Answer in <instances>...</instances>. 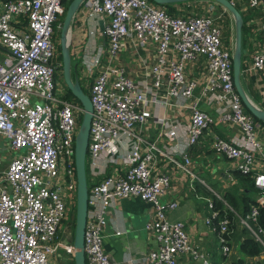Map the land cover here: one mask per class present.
Returning <instances> with one entry per match:
<instances>
[{"label":"built area","instance_id":"obj_1","mask_svg":"<svg viewBox=\"0 0 264 264\" xmlns=\"http://www.w3.org/2000/svg\"><path fill=\"white\" fill-rule=\"evenodd\" d=\"M67 1L0 0V264H53L59 247L72 255L71 242L58 239L57 229L75 200L74 136L82 109L62 92H54L55 69L60 63L56 30ZM212 1H206L203 11L189 14L169 13L150 0L80 3L86 17L101 18L106 37L104 60L96 56L89 68L96 71L87 93L92 111L86 161L95 163L102 155L124 164L121 172L106 174L88 186L82 245L85 264H115L101 245L104 210L117 198L130 195L152 206L144 229L156 244L139 257L141 262L176 264L180 253L201 257L188 239L184 222L167 217L176 200L159 199L169 176L154 168L159 149L141 136L140 126L150 115V107H160L162 118L166 105L176 97L184 98L189 109V144L198 141L213 119L237 126V138L214 134L210 146L235 159L240 172L253 168L261 144L254 119L233 86L230 36L229 41L223 40V25L217 22L221 12L212 14ZM242 1L245 7H260L262 13L259 47L248 53L239 68V73L247 74L264 68V0ZM124 40L143 49L153 45V61L143 78L134 80L122 65L111 63ZM199 58L204 60V69L196 78L189 75L188 65ZM201 97L214 103L215 117L199 106ZM173 132L162 131L167 136ZM188 161L184 156L177 165L191 173ZM252 176L255 185L264 186V173ZM263 199L259 196L238 221L264 252V225L257 219ZM216 215L212 210L205 220ZM216 223L221 249L227 251L230 219L224 214ZM201 261L209 264L204 258Z\"/></svg>","mask_w":264,"mask_h":264},{"label":"crops","instance_id":"obj_2","mask_svg":"<svg viewBox=\"0 0 264 264\" xmlns=\"http://www.w3.org/2000/svg\"><path fill=\"white\" fill-rule=\"evenodd\" d=\"M206 1L182 0L170 3L174 10L172 13L189 14L203 11ZM151 2L165 8L163 4ZM203 4L205 5L203 6ZM244 4L243 1L238 4L240 6L239 10H248L246 14L242 12L243 22L246 27L244 36L247 43L257 48L261 40L259 22L262 18V13L260 7L249 8L245 7ZM197 6H200L199 11L190 10V7ZM257 8L259 9L258 12L256 11ZM216 9L219 10L220 8L216 7ZM182 11L185 13H182ZM257 13L260 17L258 22ZM100 23L101 18L92 19L86 17V13L80 4L74 12L70 23V29L73 30L71 37L73 35L76 50L82 52L81 61L84 66L89 65V68L92 66L93 59L96 56H98V60L101 61L102 58L104 60L106 37L99 27ZM251 34L255 35V37ZM65 35L67 36L68 46L70 40L68 38L70 35L69 30L66 31ZM244 48L246 51L244 56L241 54L240 66L242 61L249 56L247 47L244 46ZM153 54L154 48L151 43L143 49L141 47H132L128 41L124 40L111 63L122 65L131 78L138 80L143 78L147 66L153 61ZM75 66L73 64L72 73L77 76L78 82L79 77L85 76L86 73H92L87 82L86 79L84 80L88 90L96 69L91 72L87 70L88 68L78 71ZM188 67L189 75L199 78L204 69L203 58H199L195 63L189 64ZM239 79L248 98L263 108L264 90L262 92L261 89L264 87V68L247 74L239 73ZM259 87L260 94L257 92ZM198 88L199 86L194 88L195 93ZM82 90L84 91V89ZM173 102V104L166 105V112L162 118H160V107L157 105L150 107V115L140 128L141 136L146 141L153 142L156 148L159 149L155 152L154 168L165 172L169 176V185L159 196L162 201L176 200V206L167 212V217L184 222L190 243L196 246L201 254V257L193 258L190 253H180L177 256L176 264H202V258L209 264H231L232 262L234 264H243L244 262L264 264V252L260 245V250L256 254H248L240 249V242L248 236L246 228L238 221L239 216L242 214L240 210L232 208L222 198L225 192H229L239 200V195L246 186L238 174H235L238 170L236 161L223 153H216L210 146L212 135L218 134L226 138H237L236 136L240 135L238 134L239 128L232 124L223 123L221 120L213 119L203 130L198 141L189 144L186 139V125L189 114V109L185 104L186 101L182 97H176ZM199 106L206 109L214 117L216 116L214 103L208 101L206 97L200 98ZM160 119L168 123L169 126H162ZM260 120L264 121L263 119ZM254 122L255 136L261 144V150L255 153L253 168L249 171L252 178L254 173H264V158L262 157L264 153V123L256 120ZM167 129H172L174 132L167 136L162 133V131ZM184 156L189 159L187 167L191 173L185 171L182 166L177 165L178 162L183 163ZM86 164L88 186L106 174L121 172L124 167L123 162L119 159L108 161L102 155L97 158L95 163L91 164L88 160ZM248 177L251 180V177ZM253 185L254 189L251 192L253 195L251 194V196L256 203L259 196H264V186H257L254 183ZM213 196L221 199L222 203L231 210V215L228 217L231 230L227 235L229 245L227 251L221 249L219 232L217 231L216 220L219 213L211 221L205 220L211 215L212 210L218 211L212 205ZM254 202L249 203L248 209ZM151 214V204L135 195L117 198L105 208V225L103 227L101 245L115 264H146L141 262L139 257L156 244L155 239L150 234H147L144 229V223L150 218ZM114 230H119L120 232L114 233ZM59 252L60 255L57 251L52 263L69 264L67 258L69 256L72 257V255L62 250L64 257L61 250Z\"/></svg>","mask_w":264,"mask_h":264},{"label":"water","instance_id":"obj_3","mask_svg":"<svg viewBox=\"0 0 264 264\" xmlns=\"http://www.w3.org/2000/svg\"><path fill=\"white\" fill-rule=\"evenodd\" d=\"M157 4H163L182 0H151ZM225 7L232 16L234 27V43L231 53L232 81L243 106L256 118L264 120V109L255 104L244 92L239 79L240 68V42L242 18L239 10L229 0H213ZM82 0H68L64 8L59 24L58 45L60 51V68L62 82L71 94L79 101L82 113L74 136V173H75V211L72 235V260L73 264H85L83 255V230L86 214V199L88 185L86 183L85 163L88 127L91 118L92 106L88 94L84 92L78 82L77 76L70 74V55L65 32L70 29L72 16ZM102 29V24H99ZM264 207V199L260 202Z\"/></svg>","mask_w":264,"mask_h":264},{"label":"rangeland","instance_id":"obj_4","mask_svg":"<svg viewBox=\"0 0 264 264\" xmlns=\"http://www.w3.org/2000/svg\"><path fill=\"white\" fill-rule=\"evenodd\" d=\"M241 0L237 1V2H234V4H239ZM200 2H203V1H200ZM213 2V1H212ZM241 3V2H240ZM233 4V5H234ZM202 5V3H201ZM205 4H203L204 6ZM66 6V4H65ZM220 8V10L216 9V7ZM239 6V5H238ZM215 10L212 12V14H217L218 12H221V17L217 20L218 23L222 24L223 25V32H222V38L224 41H226L229 36H230V44H231V48H233V43H234V27H233V19H232V16H231V13L225 8L223 7L222 5H220L219 3H215L213 2V6H212ZM240 7V6H239ZM238 7V8H239ZM190 10L191 11H196V10H200V6H197V7H190ZM239 10V9H238ZM258 8L256 9V11L258 12ZM246 11H248L247 9L246 10H239V12H244V14H246ZM223 12V13H222ZM182 13H185L184 11H182ZM257 16V22L259 21L260 17H259V14L257 13L256 14ZM59 17H61V15H59ZM62 18V17H61ZM61 18H60V21H61ZM245 25V24H244ZM225 26H227L226 30H225ZM59 32V27L57 28L56 30V39H57V42H58V33ZM69 32H70V40L68 42V51L70 52V74L73 75L72 71H73V64L76 65V70H83V68H88L87 70H89V65H83V62L81 61V53L80 51H77L76 50V46L74 44V37L72 35L71 37V34L73 33V30L72 29H69ZM252 36L255 37V35L251 34ZM258 37V36H256ZM258 39V38H256ZM229 41V39H228ZM247 47V50L248 52H250L251 50H253L255 47L250 44V43H247L246 40H245V45ZM245 48H241L240 46V59H241V54L242 56H244V52H245ZM57 53L58 55L60 54V51H59V45H58V48H57ZM60 56V55H59ZM79 58V60H78ZM60 60V59H59ZM55 75V79L56 81L58 82L54 92L56 94H59L60 92H64V82H62V75H61V68H60V64H59V67L56 71V73L54 74ZM92 73H86L85 76H81V78L79 77V82H80V85L82 86V89L84 90H87L86 89V85H85V79H86V82L90 79L89 76H91ZM85 77V78H84ZM259 90H260V87L258 89V93H259ZM262 92L264 90V87L261 89ZM256 92V93H257ZM261 92V94H262ZM260 94V93H259ZM66 99V98H65ZM70 100V99H68ZM82 113V112H81ZM79 120L77 121V127H78V123H79ZM252 191H250L251 193ZM74 211H75V208L73 209V205H70L69 208L67 209V212H66V216L63 218V220L61 221V223L59 224L58 226V229H57V238H61L63 237L66 241V244H70L69 242H71V240L69 239L70 237V233H71V230H72V222H73V214H74ZM61 250V253L63 254L64 252H62V250L64 251L63 247H59V249L57 250L59 255H60V251ZM58 255V256H59ZM63 256L65 257V255L63 254ZM51 256H49L50 258ZM55 259V257H53Z\"/></svg>","mask_w":264,"mask_h":264},{"label":"trees","instance_id":"obj_5","mask_svg":"<svg viewBox=\"0 0 264 264\" xmlns=\"http://www.w3.org/2000/svg\"><path fill=\"white\" fill-rule=\"evenodd\" d=\"M67 3V2H66ZM65 3V4H66ZM163 5L166 8V11L169 13L174 12L173 10V6L170 2L168 3H163ZM234 6L239 9L237 4H234ZM220 10V9H219ZM181 14V13H180ZM241 17H242V23H241V42H240V46L241 48L244 47L245 45V36H244V29L246 28L244 25V17H243V13L240 12ZM61 18V17H60ZM60 58V56L58 55V59ZM241 76V75H240ZM62 81V80H61ZM65 91L62 93L63 97L66 99H70L71 101H74L76 104H79V101L71 94V92L68 89H64ZM85 91V90H84ZM86 93H88V90L85 91ZM253 95V93H252ZM254 96V95H253ZM255 98V97H254ZM262 107L264 108V103H262ZM244 110L248 113H250L245 107ZM250 115L253 117L254 120L259 121L261 123H264V121L257 119L255 116H253L251 113ZM81 117V113L77 114V121L78 119H80ZM85 174H86V183L88 182V174H87V164L85 163ZM235 174H238V176L244 181L245 183V188L243 189V191L240 193L239 195V200L237 198H235V196H233V194L229 193V192H225L222 196V198H224V200H226V202L234 209H238L240 210L241 214H243L249 206V203L254 202L255 200L252 198L251 194L249 191H252L254 189V185H253V178L251 177V173L250 172H246V173H241L239 170H237L235 172ZM251 177V180L249 179V177ZM243 177V178H242ZM88 185V184H87ZM253 185V186H250ZM253 195V194H252ZM255 203V202H254ZM70 205H73V209L75 208V200L74 202H72ZM69 205V206H70ZM212 205L217 208V215L218 217L222 216V215H227V217H229V215H231V210L228 209L221 201V199H218L216 197L213 196L212 199ZM68 206V208H69ZM74 215V214H73ZM258 221L264 225V207L259 206V215H258ZM73 226H74V216H73V222H72V230L70 233V240H72V235H73ZM240 249L243 252H246L248 254H256L258 253V251L260 250V246L259 244L254 241L252 238H250L249 236L245 237L241 242H240ZM68 262L69 264H73V260L72 257L69 256ZM231 264H234V262H232Z\"/></svg>","mask_w":264,"mask_h":264},{"label":"bare ground","instance_id":"obj_6","mask_svg":"<svg viewBox=\"0 0 264 264\" xmlns=\"http://www.w3.org/2000/svg\"><path fill=\"white\" fill-rule=\"evenodd\" d=\"M66 33V32H65ZM67 35V34H66ZM65 35V40L67 41V36ZM68 38H70V35H69V37ZM69 40V39H68Z\"/></svg>","mask_w":264,"mask_h":264},{"label":"flooded vegetation","instance_id":"obj_7","mask_svg":"<svg viewBox=\"0 0 264 264\" xmlns=\"http://www.w3.org/2000/svg\"><path fill=\"white\" fill-rule=\"evenodd\" d=\"M59 64H60V63H59ZM58 67H59V66L56 67L55 71H57Z\"/></svg>","mask_w":264,"mask_h":264}]
</instances>
